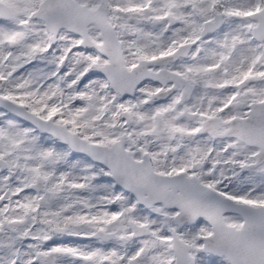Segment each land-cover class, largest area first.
<instances>
[{"label":"snow or ice","instance_id":"obj_1","mask_svg":"<svg viewBox=\"0 0 264 264\" xmlns=\"http://www.w3.org/2000/svg\"><path fill=\"white\" fill-rule=\"evenodd\" d=\"M0 264H264V0H0Z\"/></svg>","mask_w":264,"mask_h":264}]
</instances>
